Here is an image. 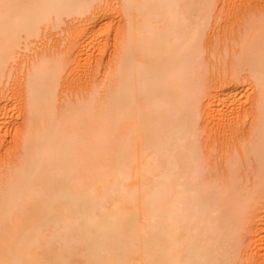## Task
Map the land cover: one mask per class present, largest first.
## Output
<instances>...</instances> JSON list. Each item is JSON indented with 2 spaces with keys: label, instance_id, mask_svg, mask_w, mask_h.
I'll use <instances>...</instances> for the list:
<instances>
[{
  "label": "bare ground",
  "instance_id": "6f19581e",
  "mask_svg": "<svg viewBox=\"0 0 264 264\" xmlns=\"http://www.w3.org/2000/svg\"><path fill=\"white\" fill-rule=\"evenodd\" d=\"M0 264H264V0H0Z\"/></svg>",
  "mask_w": 264,
  "mask_h": 264
},
{
  "label": "rangeland",
  "instance_id": "374dc122",
  "mask_svg": "<svg viewBox=\"0 0 264 264\" xmlns=\"http://www.w3.org/2000/svg\"><path fill=\"white\" fill-rule=\"evenodd\" d=\"M108 48H109V47H108ZM108 48H107V51H108V53H109V52H110V48H109V50H108ZM72 88H74V87H72ZM80 88H81V87H80ZM71 90H73V89H71ZM75 90H76V89H75ZM79 90L82 91V88L79 89ZM71 92H72V91H70V94H71ZM73 95H74V93L72 92V95H71V96H73ZM12 113H13V114H12ZM17 113H18L17 110L11 112V114H12V116H13L12 119H13L14 121H17L16 119L21 120V116L19 117V113H18V114H17ZM19 118H20V119H19ZM8 136H9V139H11V137H10L11 135L9 134ZM8 136H6V137L8 138ZM217 153H218V151H216L215 154L213 153V154H214V158H216L215 156H217ZM210 158H211V157H210ZM211 159H213V157H212ZM216 160H217V159H216ZM211 162H213V161L211 160ZM214 163H215V161H214ZM214 163H213V164H214ZM217 173H219V172H217ZM217 173H216V174H217ZM221 173H223V171H221ZM221 173H219V174H221ZM219 174H217V175H219ZM219 176H220V175H219Z\"/></svg>",
  "mask_w": 264,
  "mask_h": 264
}]
</instances>
